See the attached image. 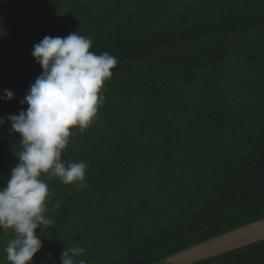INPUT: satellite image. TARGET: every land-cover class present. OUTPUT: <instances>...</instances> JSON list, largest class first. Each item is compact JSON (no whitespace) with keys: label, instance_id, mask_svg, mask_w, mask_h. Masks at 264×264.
I'll return each mask as SVG.
<instances>
[{"label":"trees","instance_id":"trees-1","mask_svg":"<svg viewBox=\"0 0 264 264\" xmlns=\"http://www.w3.org/2000/svg\"><path fill=\"white\" fill-rule=\"evenodd\" d=\"M260 28L264 0H0V188L22 150L7 117L42 73L33 46L77 32L118 61L97 118L62 153L87 164L86 186L44 177L53 223L36 230L34 264L74 246L77 264H153L264 218V111L217 91L233 38ZM242 54L263 58L264 33ZM12 238L0 230V264ZM193 264H264V240Z\"/></svg>","mask_w":264,"mask_h":264},{"label":"clouds","instance_id":"clouds-1","mask_svg":"<svg viewBox=\"0 0 264 264\" xmlns=\"http://www.w3.org/2000/svg\"><path fill=\"white\" fill-rule=\"evenodd\" d=\"M91 48V38L77 32L45 36L33 46L32 56L42 73L21 101L26 110L7 117L9 131L19 134L22 148L15 152L19 162L10 179L0 188V230L13 234L4 248L9 264H34L33 257L42 249L36 230L53 223L46 215L50 191L44 177L77 188L86 186L87 164L65 162L62 153L73 130L83 133L97 118L105 102L102 91L118 63L108 52L98 55ZM2 98L11 101L14 93L6 89ZM4 123L0 119V127ZM83 253L79 246L65 248L61 264H77ZM78 264L86 261L79 259Z\"/></svg>","mask_w":264,"mask_h":264},{"label":"rangeland","instance_id":"rangeland-1","mask_svg":"<svg viewBox=\"0 0 264 264\" xmlns=\"http://www.w3.org/2000/svg\"><path fill=\"white\" fill-rule=\"evenodd\" d=\"M263 33L264 29L260 28L258 32L249 34L246 32L233 38L231 41L233 45L229 46L231 55L226 61L224 75L221 77L217 88L219 93L225 94L227 100H235L237 107L255 105L257 113L260 111L262 114L264 111V56L252 64L244 59L242 52L247 43L260 37ZM261 118H259L260 123L263 122ZM236 123L240 129V120ZM204 137L207 140L208 134ZM209 138H212L211 132ZM3 167L5 165L1 166V168Z\"/></svg>","mask_w":264,"mask_h":264},{"label":"water","instance_id":"water-1","mask_svg":"<svg viewBox=\"0 0 264 264\" xmlns=\"http://www.w3.org/2000/svg\"><path fill=\"white\" fill-rule=\"evenodd\" d=\"M264 240V218L183 249L153 264H193Z\"/></svg>","mask_w":264,"mask_h":264}]
</instances>
